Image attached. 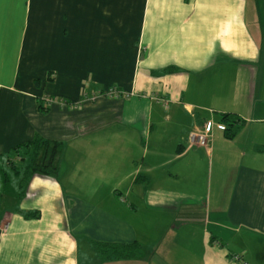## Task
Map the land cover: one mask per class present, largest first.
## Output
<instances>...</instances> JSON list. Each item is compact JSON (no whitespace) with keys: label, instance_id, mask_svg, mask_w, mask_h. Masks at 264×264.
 Listing matches in <instances>:
<instances>
[{"label":"crops","instance_id":"0c3cea01","mask_svg":"<svg viewBox=\"0 0 264 264\" xmlns=\"http://www.w3.org/2000/svg\"><path fill=\"white\" fill-rule=\"evenodd\" d=\"M0 264H264V0H0Z\"/></svg>","mask_w":264,"mask_h":264},{"label":"trees","instance_id":"16d2710c","mask_svg":"<svg viewBox=\"0 0 264 264\" xmlns=\"http://www.w3.org/2000/svg\"><path fill=\"white\" fill-rule=\"evenodd\" d=\"M222 120L226 123L225 133L232 137L241 124L239 117L232 113L224 114ZM31 165L27 167L29 174L57 175L59 172L60 156L63 150V143L57 140L38 137L31 143ZM103 255L110 258H127L137 255L140 252L139 241L132 243H97ZM140 254V253H139Z\"/></svg>","mask_w":264,"mask_h":264},{"label":"built area","instance_id":"2783aa9c","mask_svg":"<svg viewBox=\"0 0 264 264\" xmlns=\"http://www.w3.org/2000/svg\"><path fill=\"white\" fill-rule=\"evenodd\" d=\"M111 95H120L122 91L119 89H112L109 92ZM225 127V126H224ZM211 133V123H206L204 128L195 129L189 134V139L192 144L201 146H208Z\"/></svg>","mask_w":264,"mask_h":264},{"label":"rangeland","instance_id":"374dc122","mask_svg":"<svg viewBox=\"0 0 264 264\" xmlns=\"http://www.w3.org/2000/svg\"><path fill=\"white\" fill-rule=\"evenodd\" d=\"M201 186H203V188H207L208 187V183H207V179H204L203 181H201ZM205 195H206V193H205ZM205 204L207 205L208 204V200H207V198H206V200H205ZM205 204H203V205H205ZM205 207V206H204Z\"/></svg>","mask_w":264,"mask_h":264}]
</instances>
